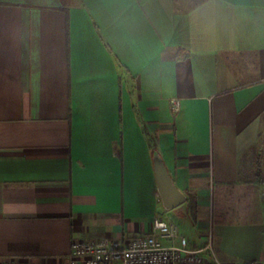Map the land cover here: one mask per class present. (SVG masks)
Wrapping results in <instances>:
<instances>
[{"label": "crops", "instance_id": "crops-1", "mask_svg": "<svg viewBox=\"0 0 264 264\" xmlns=\"http://www.w3.org/2000/svg\"><path fill=\"white\" fill-rule=\"evenodd\" d=\"M258 161L264 0H0V262L68 264L156 217L264 260Z\"/></svg>", "mask_w": 264, "mask_h": 264}, {"label": "built area", "instance_id": "built-area-1", "mask_svg": "<svg viewBox=\"0 0 264 264\" xmlns=\"http://www.w3.org/2000/svg\"><path fill=\"white\" fill-rule=\"evenodd\" d=\"M174 109L181 101L173 98ZM0 264H16L0 262ZM68 264H227L214 249L210 236L203 247L192 248L178 225L156 217L151 229L128 238L75 239L71 244ZM243 264H264L254 259Z\"/></svg>", "mask_w": 264, "mask_h": 264}, {"label": "water", "instance_id": "water-1", "mask_svg": "<svg viewBox=\"0 0 264 264\" xmlns=\"http://www.w3.org/2000/svg\"><path fill=\"white\" fill-rule=\"evenodd\" d=\"M158 186L167 207L175 206L184 200V195L174 185L165 165L161 160L157 162Z\"/></svg>", "mask_w": 264, "mask_h": 264}, {"label": "trees", "instance_id": "trees-1", "mask_svg": "<svg viewBox=\"0 0 264 264\" xmlns=\"http://www.w3.org/2000/svg\"><path fill=\"white\" fill-rule=\"evenodd\" d=\"M264 165L258 161L257 164H255V177L257 180H260V182L264 183V172H263Z\"/></svg>", "mask_w": 264, "mask_h": 264}]
</instances>
